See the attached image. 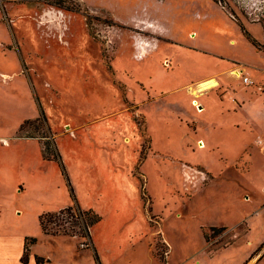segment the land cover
<instances>
[{
  "label": "rangeland",
  "instance_id": "1",
  "mask_svg": "<svg viewBox=\"0 0 264 264\" xmlns=\"http://www.w3.org/2000/svg\"><path fill=\"white\" fill-rule=\"evenodd\" d=\"M69 206L89 238L44 232ZM26 237L27 264H264V0H0V264Z\"/></svg>",
  "mask_w": 264,
  "mask_h": 264
},
{
  "label": "trees",
  "instance_id": "2",
  "mask_svg": "<svg viewBox=\"0 0 264 264\" xmlns=\"http://www.w3.org/2000/svg\"><path fill=\"white\" fill-rule=\"evenodd\" d=\"M253 43L260 47L261 44L259 42H257L255 39H252ZM241 77V76H240ZM248 83V82H246ZM63 211H66V212H69V213H73V215H75V217L78 219V220H81L83 219L82 221V224L80 225L81 229L83 230V233H82V236L83 237H90V227L96 223H98L100 220H101V217L98 213H96L92 208L90 209H87V210H82L78 207H73V206H69V207H66V208H63V209H60V211L58 212H48V213H44L40 216V222H41V225H42V228L44 230L45 233H48V234H58L59 231H53L51 230L50 228H48L47 226V222H51V223H57L56 220H54V218L56 219V216H59L61 212ZM51 218V219H50ZM87 218V219H86ZM80 221V222H81ZM58 225V224H57ZM213 229L215 230H218L219 228L218 227H212ZM224 228V227H222ZM66 232V231H65ZM68 233H71V232H68ZM73 234V233H71ZM205 238L207 239V233H205ZM36 238L32 237H26L25 239V242H24V251H23V256H22V261L23 263L27 264L29 262V259H30V245L35 243L36 242ZM233 243V240H230L229 242L225 243L224 245H222V247H227L229 244H232ZM209 251H216L217 249L221 248V247H215V248H212V247H209ZM36 258V262L38 264H43L45 263V259L43 257H40L38 255L35 256Z\"/></svg>",
  "mask_w": 264,
  "mask_h": 264
},
{
  "label": "crops",
  "instance_id": "3",
  "mask_svg": "<svg viewBox=\"0 0 264 264\" xmlns=\"http://www.w3.org/2000/svg\"><path fill=\"white\" fill-rule=\"evenodd\" d=\"M243 64L242 63H238V64H236L233 68H231L230 70L228 69V70H223V71H220L219 72V74H217V76H220V75H225L227 72H233V73H235L236 75L238 74V69L240 68V66H242ZM238 66H239V68H238ZM226 71V72H225ZM237 72V73H236ZM238 76V75H237ZM204 80H206V79H204ZM218 81L217 80H215V81H213L211 84H216ZM202 94V92H200V93H198V96L199 95H201ZM202 105V107H205L204 108V110L206 109V106H205V104H201ZM245 125L246 126H249L250 127V134L251 135H253V133H254V131L256 130V129H258V128H260V131H261V128H262V125L258 122L256 125L254 124V122H253V120H252V122H250V123H248V121H245ZM203 126H204V128H210L211 126H212V124L209 122V121H206V120H204V123H203ZM215 126V125H214ZM214 126H213V129H214ZM224 128H226L225 126L222 128V130L224 129ZM258 137H262L260 134H258ZM201 141H203V140H200L199 141V143L201 142ZM201 147V146H200ZM34 260H35V258H34Z\"/></svg>",
  "mask_w": 264,
  "mask_h": 264
},
{
  "label": "built area",
  "instance_id": "4",
  "mask_svg": "<svg viewBox=\"0 0 264 264\" xmlns=\"http://www.w3.org/2000/svg\"><path fill=\"white\" fill-rule=\"evenodd\" d=\"M242 69H243V72H242ZM238 76L239 77L241 76L244 82H250L251 81L249 76L245 75V68L244 67H240L238 69Z\"/></svg>",
  "mask_w": 264,
  "mask_h": 264
},
{
  "label": "bare ground",
  "instance_id": "5",
  "mask_svg": "<svg viewBox=\"0 0 264 264\" xmlns=\"http://www.w3.org/2000/svg\"><path fill=\"white\" fill-rule=\"evenodd\" d=\"M243 72V71H242ZM237 73V72H236ZM238 75V74H237ZM202 87V86H201ZM204 89V87H202L200 90H203ZM196 103V102H195ZM203 146V145H202Z\"/></svg>",
  "mask_w": 264,
  "mask_h": 264
}]
</instances>
